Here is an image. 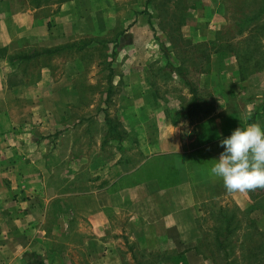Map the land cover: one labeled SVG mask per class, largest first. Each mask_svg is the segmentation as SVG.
I'll use <instances>...</instances> for the list:
<instances>
[{
  "label": "rangeland",
  "instance_id": "1",
  "mask_svg": "<svg viewBox=\"0 0 264 264\" xmlns=\"http://www.w3.org/2000/svg\"><path fill=\"white\" fill-rule=\"evenodd\" d=\"M71 3L76 4L77 18L73 13L76 20L65 28L67 40L52 45L72 47L47 59H37L31 64V75L25 78L32 87H49L52 81L64 79L77 90L79 102L70 105L68 125L59 123L50 140L42 136L46 132L41 127L35 126L39 138L46 139L49 146L42 156L31 157L30 164H36L38 158V163H54L55 167L57 158L51 155V137L59 139L64 128L75 130L69 157L75 172L67 177V165L59 164L50 178L39 170L31 177L40 180L43 199L55 197L49 204L47 219L37 224V236L45 237L60 257L64 253L65 264H87L84 250L92 246L84 244L78 232L90 223L81 224L74 217L68 225L71 213H77L73 202L77 197L75 184L95 174L111 172L112 168L116 174L135 166L142 158L143 143L152 138L142 120L155 121L153 117L161 116V123L170 118L174 125L176 117L185 116L184 110L175 112L187 102L189 94L192 96L185 81H190L198 96L209 103L201 109L208 114L219 99L232 95L243 102L242 106L252 102L247 118L264 116V0ZM202 39L208 40L197 42ZM39 45L35 47L41 50ZM16 51L22 53L15 46L9 52ZM167 62L180 67L184 78L166 66ZM205 71L210 75H203ZM216 88L220 91L215 92ZM203 116L200 112L196 115L197 119ZM94 117L101 121L92 120ZM127 119L135 123L121 122ZM79 120L86 123L73 124ZM161 123L150 127L157 133ZM15 159L9 157L8 164L17 165ZM16 176L4 179L8 183ZM22 185L28 193L29 188ZM191 233L166 241L126 236V244H113L116 251L111 254L125 264H264V188L203 207Z\"/></svg>",
  "mask_w": 264,
  "mask_h": 264
},
{
  "label": "crops",
  "instance_id": "2",
  "mask_svg": "<svg viewBox=\"0 0 264 264\" xmlns=\"http://www.w3.org/2000/svg\"><path fill=\"white\" fill-rule=\"evenodd\" d=\"M18 1L0 0V264H65L64 253L60 257L45 237L37 236V224L47 219L49 204L55 197L43 199L40 180L31 176L39 170L50 178L59 164L67 165V177L75 172L69 161L75 130L64 131V128L59 139L51 137V155L57 158L55 167L54 163H38V158L36 164H30V161L31 157H40L47 151L46 139L50 140L49 136L56 133L59 123L69 122L68 109L79 102V97L77 90L64 83V79L52 81L49 87H32L25 77L31 75L33 62L49 56L28 57L55 48L52 45L55 42H65V28L73 21V13L77 18L78 12L74 9L76 4L71 3L75 0ZM38 44L43 47L41 50L35 47ZM14 46L22 53L11 54L9 51ZM209 72L205 71L203 75H210ZM209 88L214 92L211 83ZM219 91L216 88L215 92ZM189 97L175 112L189 106L192 96L189 94ZM242 103L232 95L224 96L210 114L200 119L192 115L179 116L174 125L167 117L168 120L162 123L161 116L153 117L155 121L144 118L142 123L145 122L152 138L143 143L142 158L135 166L116 174L113 172L116 169L112 168L103 175L95 174L89 180L77 181V197L73 198L77 213H71L68 225L74 217L81 224L90 223L78 232L83 243L92 246L84 250L87 264H125L116 261L111 253L116 251L113 244L118 247L121 242L126 244V236L166 241L167 238L190 235L200 209L244 197L246 191L228 192L222 179L210 175L214 159H218L223 151L220 147L222 139L230 136L237 127L251 123L264 126V116L246 117L252 102L244 103V106ZM92 120L101 121L99 117ZM121 122L135 123L133 119ZM160 123L155 133L150 125ZM37 125L46 132L42 135L46 139L39 138L35 130ZM11 156L16 158L17 165L8 164ZM77 170L79 175L80 167ZM26 171L30 173L28 176L19 175ZM7 173L17 176L6 183ZM22 184L29 188L28 193ZM67 231L69 233L70 229Z\"/></svg>",
  "mask_w": 264,
  "mask_h": 264
},
{
  "label": "clouds",
  "instance_id": "3",
  "mask_svg": "<svg viewBox=\"0 0 264 264\" xmlns=\"http://www.w3.org/2000/svg\"><path fill=\"white\" fill-rule=\"evenodd\" d=\"M223 151L210 168L228 192L264 188V126L237 127L220 141Z\"/></svg>",
  "mask_w": 264,
  "mask_h": 264
},
{
  "label": "trees",
  "instance_id": "4",
  "mask_svg": "<svg viewBox=\"0 0 264 264\" xmlns=\"http://www.w3.org/2000/svg\"><path fill=\"white\" fill-rule=\"evenodd\" d=\"M40 1V0H37ZM46 1V0H45ZM59 2H65L68 0H57ZM150 1V0H147ZM68 47H72V45H68L66 46ZM66 47L62 46V47H57V48H53V49H49V50H43L41 52H36L35 54H31V56H29L28 58H37L40 56H52L56 53H59L61 51H63ZM166 66H168L169 68L172 69V71L181 78H184V72L182 71V69L178 66L174 67V65H171L169 62L166 63ZM185 83L187 84L189 91L192 95V101L189 104V106L184 110V114L185 116H196L197 113H203V115L208 114V112L206 111H202L201 109L203 108L204 105L209 104L206 100H204L202 97L198 96L197 90L191 85L190 81H185ZM115 138H117L118 140H120L119 135H115Z\"/></svg>",
  "mask_w": 264,
  "mask_h": 264
}]
</instances>
